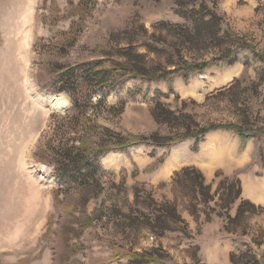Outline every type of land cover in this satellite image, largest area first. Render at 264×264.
I'll return each mask as SVG.
<instances>
[{
  "label": "rangeland",
  "instance_id": "374dc122",
  "mask_svg": "<svg viewBox=\"0 0 264 264\" xmlns=\"http://www.w3.org/2000/svg\"><path fill=\"white\" fill-rule=\"evenodd\" d=\"M171 8V0H92L83 5L80 0H0V264H231L230 253L251 240L264 262V212L249 218L246 236H231L213 203L208 208L215 212L207 221L202 206L190 213L196 205L188 191L169 186L174 172L192 166L211 192L221 179L215 174L235 177L241 198L264 208V136L242 144L233 131L219 130L197 144H140L100 155L94 163L102 190L87 204L73 183L58 178L42 161L59 116L74 111L69 95L56 91L55 78L70 66L100 58L115 43L125 46L132 33L141 34L140 24L151 32L160 20L178 21ZM218 11L255 53L242 50L233 65L220 63L188 80L117 84L105 95L106 108L93 118L92 137L102 135L103 128L137 139L158 130L166 134L150 113L157 92H171L164 100L171 105H176L174 95L192 100L186 110L201 126L243 121L251 130L264 131V64L257 56H264V0H220ZM234 79L241 84L232 92L206 97ZM59 97L65 103L51 105ZM98 99L93 95L94 102ZM56 144L54 139L50 147ZM134 189L157 203H176L185 234L155 238L142 226L126 228L124 216L136 211ZM142 204L138 209L148 213ZM234 212L233 207L230 215ZM149 251L156 263L131 257Z\"/></svg>",
  "mask_w": 264,
  "mask_h": 264
},
{
  "label": "trees",
  "instance_id": "16d2710c",
  "mask_svg": "<svg viewBox=\"0 0 264 264\" xmlns=\"http://www.w3.org/2000/svg\"><path fill=\"white\" fill-rule=\"evenodd\" d=\"M92 0H80L81 5ZM171 13L178 21L160 20L151 26L148 32L142 24L141 34H133L126 38L125 46H116L101 53L100 58L84 61L68 67L64 74L55 78L58 93H67L71 99L73 113L59 116L56 123L54 139L45 148L48 155L42 158L43 163L52 167L60 179L75 185L74 190L85 197V204L99 194L101 184L96 179L97 166L95 158L110 152H123L128 148L145 144L153 147H171L186 140H194L197 144L203 138L219 130H231L241 140L249 141L253 137H263L264 131L251 130L243 121L238 125L201 126L196 116L187 112L186 108L193 104L192 100H180L173 96L172 103H166L171 92H157L153 99L150 113L153 121L166 134L160 131L152 133L148 138L137 139L132 136H121L103 128L102 135L96 133L93 120L95 115L106 108L104 98L106 93L117 84L128 80H145L147 82L172 83L175 78L188 80L200 75L220 63L233 65L237 55L242 50L255 53L242 38L234 34L225 23L223 14L218 11L220 0H171ZM121 39H119L120 41ZM142 49V53L139 52ZM257 55V54H256ZM264 64V56L257 55ZM66 68L60 67V70ZM260 79V78H259ZM263 83L264 81L261 80ZM241 84L240 79H234L230 84L218 88L206 97H214L226 91L232 92ZM93 95L99 99L94 102ZM111 108L105 111H110ZM94 138V142L89 141ZM221 178L216 189L211 192L210 184H206L202 173L195 167H184L174 172L169 186L171 189H183L189 192L190 201L196 206L189 208L195 215L199 206L207 221L209 214L215 212L208 206L213 203L219 210L220 218L225 220L224 232L235 237L246 236V227L250 217L264 212V208L249 200L241 198V186L238 178ZM135 212L124 216L126 228L133 229L142 226L155 238H161L169 232L185 234L186 226L176 211V203L155 202L151 195L144 197L134 189ZM141 201V202H140ZM145 205L148 213L139 210V205ZM234 207V215H230ZM205 210L207 212H205ZM69 220L67 219V222ZM182 225L178 228L176 225ZM85 227V226H84ZM67 231V229H65ZM65 237L69 235L67 231ZM253 246H258L255 240L250 244H241L240 248L229 255L231 264H264L261 257L254 252ZM134 259L156 263L153 251L133 253Z\"/></svg>",
  "mask_w": 264,
  "mask_h": 264
},
{
  "label": "bare ground",
  "instance_id": "6f19581e",
  "mask_svg": "<svg viewBox=\"0 0 264 264\" xmlns=\"http://www.w3.org/2000/svg\"><path fill=\"white\" fill-rule=\"evenodd\" d=\"M64 103H65V101H64V99L61 98V97H59V98H57V99H54V100H51V105H53L54 107H55V106L59 107L60 105H62V104H64ZM256 195H257V197H261V196H262V193L259 192V191H257V192H256Z\"/></svg>",
  "mask_w": 264,
  "mask_h": 264
}]
</instances>
